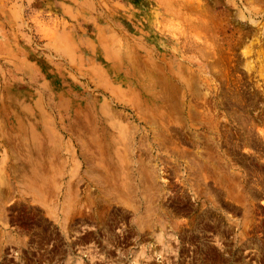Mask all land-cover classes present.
<instances>
[{
	"label": "rangeland",
	"instance_id": "1",
	"mask_svg": "<svg viewBox=\"0 0 264 264\" xmlns=\"http://www.w3.org/2000/svg\"><path fill=\"white\" fill-rule=\"evenodd\" d=\"M0 264H264V0H0Z\"/></svg>",
	"mask_w": 264,
	"mask_h": 264
}]
</instances>
